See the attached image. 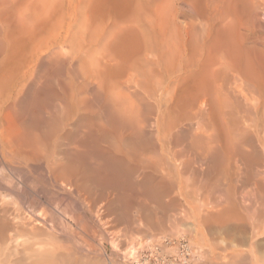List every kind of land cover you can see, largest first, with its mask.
I'll list each match as a JSON object with an SVG mask.
<instances>
[{
    "label": "bare ground",
    "instance_id": "1",
    "mask_svg": "<svg viewBox=\"0 0 264 264\" xmlns=\"http://www.w3.org/2000/svg\"><path fill=\"white\" fill-rule=\"evenodd\" d=\"M261 15L264 0H0V264H115L110 226L140 205L150 253L130 260L161 264L156 237L191 219L228 252L213 264H264L243 251L264 204L236 197L242 175L264 188Z\"/></svg>",
    "mask_w": 264,
    "mask_h": 264
},
{
    "label": "rangeland",
    "instance_id": "2",
    "mask_svg": "<svg viewBox=\"0 0 264 264\" xmlns=\"http://www.w3.org/2000/svg\"><path fill=\"white\" fill-rule=\"evenodd\" d=\"M261 18H260V20L262 19V17H264V15H261L260 16ZM264 19V18H263ZM261 20V21H263L262 23V25H264V20ZM264 27V26H263ZM243 177H245L244 175H242V177H240L239 178V181L240 182H238V184H237V186H236V191H238V194L236 195V197L238 198V201L242 204V203H244V204H246V205H248V203H246V202H250L249 203V205L248 206H253V208L256 210V211H258L259 209L258 208H261V206L260 205H262V203L264 204V202H263V200H264V195L262 196V198H261V195L259 194L258 195V192L259 193H263L264 194V188H263V190H262V188L260 189L259 187H257L256 186V184H254V182H256L257 180H258V178L256 177V179L255 180H251V181H253V182H249V179H248V177H245L244 178V180L243 179H241V178H243ZM248 180H247V179ZM245 180H247V184L244 182ZM226 181V180H225ZM224 180H223V185H221V186H223V188H226L227 187V183L225 182ZM242 182V184H240ZM243 183H244V186H246V188H244L243 187ZM249 183V184H248ZM258 189V190H256V189H254L255 187H253V185ZM208 185V184H207ZM210 185V184H209ZM208 185V186H209ZM241 185H242V187H241ZM248 185H249V187H248ZM250 185H252V186H250ZM207 186V188H209ZM226 186V187H225ZM247 187L249 188V189H247ZM220 188V189H219ZM222 188V189H223ZM239 188H240V192H239ZM242 188H244V190H243V192L244 193H241L242 192ZM252 188L254 189V191L252 190ZM210 189V188H209ZM209 189L207 190V191H209ZM216 189V188H215ZM217 189H219V190H221L222 192H223V190L221 189V187L219 186V187H217ZM246 189V190H245ZM211 190V189H210ZM219 190H216V191H219ZM220 191V192H221ZM258 191V192H257ZM261 191V192H260ZM241 193V194H240ZM252 193V194H251ZM257 193V194H256ZM243 194V195H242ZM253 194H255V196H252ZM239 195V196H238ZM256 195L257 196H259V197H256ZM252 196V197H251ZM251 197V198H250ZM243 198L244 199H246V201L245 200H243ZM250 198V199H249ZM242 199V200H241ZM257 199V200H256ZM248 200V201H247ZM257 202H256V201ZM260 200V201H259ZM245 201V202H244ZM256 203L255 205H253L254 203ZM208 202V201H207ZM210 202H211V200H210ZM137 203H140V202H137ZM257 203L259 204V205H257ZM252 204V205H251ZM136 205H138V204H136ZM136 205H135V203H134V206L136 207ZM140 205V204H139ZM257 205V206H256ZM141 206V205H140ZM140 206H138V207H140ZM263 206V205H262ZM138 207H136V209H138L137 211L133 208V212L131 213V216L129 215V219H131V221H129L128 220V222L126 221V217L125 218H123V222H125L126 221V223H124L123 224V222L121 223V221L119 222V220H118V222H119V224H118V222L116 221L117 220V218H115V221L114 222H116V223H114V224H111L112 226H110L111 227V236L114 238H118V240L117 239H115L117 242H116V244H118V245H116L114 248H117V246H118V248L117 249H112L113 247H111L112 245H108V244H106V253L110 256V257H112V258H114V260L117 262V263H115V264H139L137 261H134V260H130L128 257H126V253L131 249V248H136L137 249V247H138V249H139V247H141V245L144 243V246H146L148 243L147 242H149L150 240H148V239H146V237H144V234H143V231H141V230H143L144 229V226L142 225V224H140L141 223V219H140V217H141V214H140V211H139V208ZM180 209V208H179ZM179 209L177 210L178 211V216H180L182 213L184 214V212L181 210V211H179ZM258 209V210H257ZM138 212V213H137ZM182 212V213H181ZM179 213H181V214H179ZM140 215V216H139ZM119 218V217H118ZM134 220V222H133V220ZM137 219V220H136ZM135 220L138 222L139 220H140V222H135ZM188 221V219L187 220H181L180 222H181V224H180V222H179V224H178V226H176V228L178 227V229H176L177 230V232H174L175 233V235L171 232L170 233V231H167V232H164L163 234H161V235H159V236H157L156 237V239L158 240V242H156V243H158L157 245H158V247L160 248V249H162V256H164V255H170V256H174V255H176V253L178 252V245H179V243L181 242V241H186L188 244H189V246L194 250V251H196L197 252V254L199 255H201L202 256V259H201V261L200 260H195L194 258L192 259V264H213L212 263V258H214V257H216V256H218V254H220L221 252L220 251H218V249L215 251V254H213V245H214V243H217V242H214L213 240H212V238L211 237H209L208 236V238H207V240H205V241H199L198 240V238L197 237H195V235L193 234V236L192 235H190V231L192 230V227L193 228H195V227H197V225L193 222V220H191V219H189V221ZM130 222H132V223H130ZM134 223V224H133ZM183 223V224H182ZM188 223V224H187ZM190 223H192V224H190ZM115 224L117 225V226H115ZM120 224H121V226H120ZM127 224H133L132 226H127ZM138 225H141V226H138ZM188 225V226H187ZM191 225H192V227H191ZM193 225H195V226H193ZM115 226V227H114ZM137 227L139 228L140 227V229H137ZM129 228V229H128ZM119 229V230H118ZM127 229V230H126ZM183 229V230H182ZM205 229H206V231H207V228L205 227ZM247 230H246V236L247 235H249V237H246L247 239H248V243L246 244V246H244L243 247V251H248L249 249H250V244H251V242H253V241H255V242H253V243H256L257 244V247H255L254 249L258 252L257 254H262V255H264V250H263V248H264V233H263V236H262V232L261 233H259L258 234V237L257 236H254L252 239H251V237H250V233H249V228H246ZM138 230H140V231H138ZM175 230V231H176ZM179 230H181V231H183L182 233L179 231ZM238 231V232H237ZM236 232L238 233V235H240L241 237H242V235L243 236H245L244 234H241L242 232L241 231H239V230H237ZM140 232V233H139ZM264 232V231H263ZM81 235H80V237H81V239L82 238H84L86 235L83 233V232H79ZM119 233V234H118ZM236 233V234H237ZM243 233H245V232H243ZM249 233V234H248ZM84 234V235H83ZM143 236H142V235ZM166 234V235H165ZM171 234V235H170ZM173 234V235H172ZM192 234V233H191ZM82 235H83V237H82ZM165 235V236H164ZM118 236V237H117ZM194 238H192V237ZM164 237H168V238H170L171 239V241H173V242H175V246L173 247V248H169V247H166L165 245H164V242H163V238ZM139 238V239H138ZM255 238H257V240H255ZM260 238V239H259ZM84 239H87V237H85ZM252 240V241H250V240ZM142 240V241H141ZM223 240L222 239H219L218 240V244L219 245H224V244H222L223 242H222ZM225 241H227V240H225ZM161 242V243H160ZM147 243V244H146ZM259 244V245H258ZM249 245V246H248ZM84 246V245H83ZM135 246V247H134ZM162 247V248H161ZM168 248V249H167ZM215 248V247H214ZM137 249V250H138ZM145 250H144V252L146 251H149V249L150 248H148V246H146L145 248H144ZM165 249H166V252H165ZM114 250H116V253L115 254H113V251ZM118 250V251H117ZM153 250H155V249H153ZM118 252V253H117ZM123 252V253H122ZM224 252V251H223ZM125 253V254H124ZM150 252H147V253H145L144 255H140L141 257H144L146 254H147V256H149L148 254H149ZM165 253V254H164ZM218 253V254H217ZM228 252H226V253H221L220 255L222 256V257H224V255L225 254H227ZM121 254V255H120ZM124 254V255H123ZM156 254L157 255H161V252H157L156 251ZM213 254V255H212ZM113 255V256H112ZM117 255V256H116ZM119 255V256H118ZM125 257V259H123L122 257L123 256ZM117 257H120V258H117ZM141 257H139V259L141 258ZM116 258V259H115ZM119 259V260H118ZM123 259V260H122ZM242 260V259H241ZM241 260H239L238 262H236L235 264H239V262L241 261ZM127 261V262H126ZM141 262V261H140ZM241 262H243L242 264H252V262H248V261H241ZM142 263H144V261L143 262H141L140 264H142ZM146 263V262H145ZM144 263V264H145ZM147 264H155V262H154V259H153V261H150V262H148ZM241 264V263H240Z\"/></svg>",
    "mask_w": 264,
    "mask_h": 264
},
{
    "label": "built area",
    "instance_id": "3",
    "mask_svg": "<svg viewBox=\"0 0 264 264\" xmlns=\"http://www.w3.org/2000/svg\"><path fill=\"white\" fill-rule=\"evenodd\" d=\"M167 244V242H164V244ZM189 244L186 241H181L178 245V252L174 256H168L164 255L163 257H166L163 261H161V264H192L190 255H189ZM174 259V262L169 263L170 258Z\"/></svg>",
    "mask_w": 264,
    "mask_h": 264
}]
</instances>
